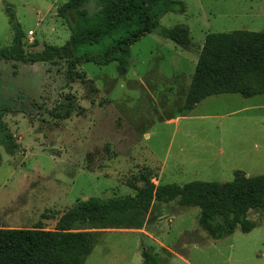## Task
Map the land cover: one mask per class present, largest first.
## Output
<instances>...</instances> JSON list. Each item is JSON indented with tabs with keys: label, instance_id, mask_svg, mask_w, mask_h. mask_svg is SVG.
I'll list each match as a JSON object with an SVG mask.
<instances>
[{
	"label": "rangeland",
	"instance_id": "374dc122",
	"mask_svg": "<svg viewBox=\"0 0 264 264\" xmlns=\"http://www.w3.org/2000/svg\"><path fill=\"white\" fill-rule=\"evenodd\" d=\"M67 1L0 0V48L13 41L7 10L24 32L26 51L64 46L71 30L58 9ZM182 1L186 13H169L159 24L187 25L194 49L147 35L131 47L124 77L117 62L73 68L64 60L16 64V73L14 63L0 64V107L20 93L30 99L26 113L4 116L20 148L13 156L1 148L0 227L55 230L78 202L135 195L130 184L143 187L144 174L156 185L225 183L238 170L264 174V95L212 96L183 114L206 36L264 32V0ZM97 51L87 47L82 54ZM199 216V208L176 200L75 229L97 234L86 264H140L135 252L152 247L160 253V242L174 251L162 252L165 264H264V214L250 212L248 219L257 223L252 232L238 228L221 240L208 236V242L202 239ZM144 227L158 242L131 233Z\"/></svg>",
	"mask_w": 264,
	"mask_h": 264
},
{
	"label": "trees",
	"instance_id": "16d2710c",
	"mask_svg": "<svg viewBox=\"0 0 264 264\" xmlns=\"http://www.w3.org/2000/svg\"><path fill=\"white\" fill-rule=\"evenodd\" d=\"M186 11L182 0H68L58 9V17L68 24L70 40L62 47L46 45L31 52L25 50L24 32L14 12L7 10L13 41L0 48V64L14 63L16 73V64L64 60L73 68L88 62L101 66L117 62L119 76L124 77L130 68L131 47L147 35L157 34L185 50L194 49L187 25L164 28L159 24L169 13ZM87 47H98V51L82 54ZM230 94L248 99L264 95V32L239 30L206 36L185 95L183 114L191 113L209 97ZM26 100L30 102L20 93L0 107V164L2 147L10 156L20 148L4 116L17 110L26 113ZM70 115L68 110L64 118ZM141 179L143 187L130 184L135 195L78 202L62 215L55 230L0 228V264H86L97 244V234L76 230L77 224L105 225L112 217L147 213L154 203L177 200L182 207L199 208V226L213 240L229 237L238 228L246 234L252 232L257 223L248 219L250 212L264 214V174L248 176L238 170L230 182L193 181L185 185H156L149 174ZM142 256L143 264H165L149 249Z\"/></svg>",
	"mask_w": 264,
	"mask_h": 264
},
{
	"label": "crops",
	"instance_id": "0c3cea01",
	"mask_svg": "<svg viewBox=\"0 0 264 264\" xmlns=\"http://www.w3.org/2000/svg\"><path fill=\"white\" fill-rule=\"evenodd\" d=\"M0 228H3V227H0ZM8 229H28V228H15V227H8ZM30 229V228H29ZM131 231H134V232H131V233H138V234H140L141 236H145V237H147V238H149V239H153L154 241H156V242H158L157 240H156V238L149 232V231H147L146 230V227H144L143 229H138V230H136V229H134V230H131ZM202 231V230H201ZM202 233V232H201ZM205 232H203V234H201L202 235V239H204L205 241L204 242H208L209 241V239L207 238L208 237V235L207 234H204ZM187 234V233H186ZM200 235V236H201ZM144 239H142V241H143ZM141 241V242H142ZM160 244V246H161V248H162V250L163 251H166V253L167 252H169V253H171V254H173L174 253V251L169 247V246H167V245H165V244H163V243H159ZM142 245V244H141ZM146 249H149V248H145L144 250H146ZM143 250V251H144ZM150 250L152 251V253L153 254H155L156 256H158L162 261H164V254L162 253L163 251H161L160 253H158L154 248H152V247H150ZM142 251V252H143ZM142 252H141V254L140 253H138V251H136L135 252V254H134V256L136 255V259H138V261H139V259H140V261H141V263L140 264H143V262H144V259H143V256H142ZM163 256V257H162ZM142 257V258H141ZM180 258L181 259H183L185 262H187V263H189L188 262V260L186 259V258H184V257H182V256H180ZM139 261V262H140Z\"/></svg>",
	"mask_w": 264,
	"mask_h": 264
}]
</instances>
